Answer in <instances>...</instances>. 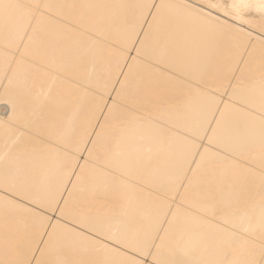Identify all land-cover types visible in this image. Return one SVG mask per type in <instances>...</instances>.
<instances>
[{"label": "bare ground", "instance_id": "bare-ground-1", "mask_svg": "<svg viewBox=\"0 0 264 264\" xmlns=\"http://www.w3.org/2000/svg\"><path fill=\"white\" fill-rule=\"evenodd\" d=\"M0 264H264V0H0Z\"/></svg>", "mask_w": 264, "mask_h": 264}, {"label": "rangeland", "instance_id": "rangeland-1", "mask_svg": "<svg viewBox=\"0 0 264 264\" xmlns=\"http://www.w3.org/2000/svg\"><path fill=\"white\" fill-rule=\"evenodd\" d=\"M227 18H228V17H227ZM253 187H254V186H253ZM255 187H256V186H255ZM257 187H259V185H257ZM255 189H256V188H255ZM255 189H252V191H251L250 189H249V190H250L251 192H253V190H255ZM52 217H53V216H52Z\"/></svg>", "mask_w": 264, "mask_h": 264}]
</instances>
